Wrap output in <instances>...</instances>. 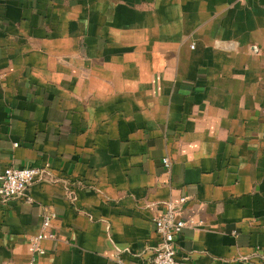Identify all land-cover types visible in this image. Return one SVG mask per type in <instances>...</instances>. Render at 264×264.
<instances>
[{"label": "crops", "instance_id": "obj_1", "mask_svg": "<svg viewBox=\"0 0 264 264\" xmlns=\"http://www.w3.org/2000/svg\"><path fill=\"white\" fill-rule=\"evenodd\" d=\"M7 165L0 264H150L171 204L186 264H264V0H0Z\"/></svg>", "mask_w": 264, "mask_h": 264}, {"label": "built area", "instance_id": "obj_2", "mask_svg": "<svg viewBox=\"0 0 264 264\" xmlns=\"http://www.w3.org/2000/svg\"><path fill=\"white\" fill-rule=\"evenodd\" d=\"M161 161L165 167L169 166L168 157H163ZM47 172V168L5 166L0 172V200L7 201L25 196L26 201L31 202V198L26 195V190L34 179L44 177ZM184 200L185 197H181L179 201L183 202ZM179 214V211L171 204L166 211L153 219L154 228L160 241L150 264H186L184 258L178 256L176 247L177 239L187 224V221ZM54 218L53 212L43 215L40 231L30 238V247L33 253L43 252L40 246L41 240L55 237V232L50 227L51 220Z\"/></svg>", "mask_w": 264, "mask_h": 264}]
</instances>
